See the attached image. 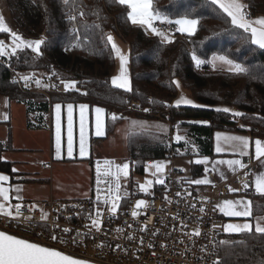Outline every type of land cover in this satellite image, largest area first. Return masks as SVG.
Listing matches in <instances>:
<instances>
[{
  "label": "trees",
  "instance_id": "16d2710c",
  "mask_svg": "<svg viewBox=\"0 0 264 264\" xmlns=\"http://www.w3.org/2000/svg\"><path fill=\"white\" fill-rule=\"evenodd\" d=\"M244 1L255 15H264V0ZM7 4L22 34L44 40L41 55L30 49L18 50L17 55L10 58L12 66L18 71L43 70L57 75V85L61 80L76 81L78 88L66 92L54 89L48 95L26 90L11 80L10 70L0 61V95L25 102L30 111L39 113L40 123L43 113L48 112L54 102L98 104L123 117L115 121L108 117L109 136L127 116L155 118V115L131 109V101L138 100L142 109L151 108L154 114L179 120L177 132L193 137L201 154L214 155L216 130L240 129L239 121L232 119V111L218 112L219 106L241 111L244 123L250 127L247 131L264 138V49L245 43L250 33L233 27L230 18L211 0H154L155 9L173 21L183 15L199 20L194 35L177 32L171 38L172 43L148 33L143 26L133 25L127 19L130 9L113 0H69L68 5L63 0H7ZM74 10H83L85 15L80 17L77 13V19L72 21L69 15H73ZM112 34H118L130 44L132 92L111 84L116 55L107 36ZM193 54L203 63L197 65ZM214 55H227L243 63L249 71L237 74L213 69ZM176 79H180L183 89L189 92L197 106L172 105L179 94V88L173 83ZM193 120L210 124H198ZM9 143L0 141V157L11 148ZM171 143L170 134L154 130L131 132L128 152L133 177L142 176L151 160L167 158ZM174 143L179 149L184 145ZM12 169L13 162L0 159V171L14 175ZM251 196L253 215L264 214V195ZM223 237V241H228L221 246L224 264L264 262V234H257L253 229Z\"/></svg>",
  "mask_w": 264,
  "mask_h": 264
},
{
  "label": "built area",
  "instance_id": "2783aa9c",
  "mask_svg": "<svg viewBox=\"0 0 264 264\" xmlns=\"http://www.w3.org/2000/svg\"><path fill=\"white\" fill-rule=\"evenodd\" d=\"M246 11L253 19L255 14L252 10L247 8ZM77 13L79 12L74 10L73 15ZM159 27L172 36L178 32L176 30L178 27L174 23L168 24L166 21H161ZM0 61L10 70L11 80L23 87V80L12 66V60L7 58ZM58 89L63 90L64 85L61 84ZM131 109L145 112L138 100L131 101ZM147 109L145 113L170 121L169 115L154 114L151 108ZM171 121L172 129L180 123L179 120ZM241 125L244 127L242 128ZM239 126L244 130H250V127L241 121ZM179 152L178 146L172 142L167 157L171 161L172 170L165 178L163 185L154 183L152 189H148L147 192L141 191L139 184L134 180L130 157H94L91 161L88 196L51 198L44 202V207H40L31 200H23L19 202L22 207L18 219L0 215V230L62 250L73 257L95 264H213V260H219L221 264H224L221 254L222 244L219 243L224 239L223 218L219 208L216 207V198L233 193L228 190L229 186L233 188L237 185V188L242 189L244 181L249 184L248 189H242L237 193L256 194L257 161L252 154L238 155V159L247 165L246 168H240L235 177L223 182H214L207 190L200 191L195 184L189 183L191 180L183 174L182 169L175 168L173 165ZM105 160L112 163L105 165ZM125 162L129 163V174L126 178L122 173L120 174L121 199L117 212L111 215L107 212L110 205L101 204L100 207L104 209L101 231L97 232L93 229L91 235L87 234L88 228L85 225L90 224L87 217L89 211L96 206L97 187L101 189V200H103L109 187L113 191L115 189L114 174L117 171L115 165H122ZM97 163L100 167L99 185H97ZM105 172L109 174L105 175ZM207 174L214 177V172L211 170ZM177 192L181 195L177 196ZM138 200H144L146 204L136 209L135 203ZM202 206L205 208L204 212L199 211ZM214 207L215 210H213ZM41 210L49 214L46 221L40 219ZM133 210L138 211L140 215L133 218L131 216ZM12 211L15 214L14 207ZM24 217H31V221L25 220ZM56 224H59L58 228L55 227ZM213 225L218 227L213 228ZM145 226L147 230L141 231ZM64 228H69L71 231L65 233ZM117 229H123V231H117ZM195 229H199V236L191 235ZM51 234L57 235L58 239L51 240ZM129 236L134 239H128ZM61 239L66 243H61ZM141 239L143 244L140 243ZM149 243L152 244L151 248L148 247ZM117 245L120 247L118 248ZM204 246H207V250L201 251ZM212 252L216 255L213 256Z\"/></svg>",
  "mask_w": 264,
  "mask_h": 264
},
{
  "label": "snow or ice",
  "instance_id": "6c2138e0",
  "mask_svg": "<svg viewBox=\"0 0 264 264\" xmlns=\"http://www.w3.org/2000/svg\"><path fill=\"white\" fill-rule=\"evenodd\" d=\"M65 5L69 4V0H63ZM114 3L127 6V19L131 21L133 25L139 26H146V30L150 29L153 34L156 36L162 37L164 41L168 43H172L173 40L170 39L168 36L165 35L163 31L158 30L153 22L156 20H160L162 22L166 21L168 24H175L179 27L176 29L180 33H187L189 36H192L197 31V26L199 24V20L197 19H189L187 15L181 16L179 19H175L174 21L169 19L168 16L163 15L159 10L155 9L154 7V0H113ZM211 3L222 11V13L226 14V17L230 18V24L237 28L242 29L246 33H250V36L245 40V43H250L252 45L257 46L259 49H264V18H258L256 20H252L246 11L248 5L243 3L242 0H211ZM93 14L98 15V13L94 12ZM85 15L83 10L79 11V16L83 17ZM69 19L75 21L77 19L76 15H69ZM76 31V29H73ZM0 33H7L11 38V44L6 45L5 41L0 40V59L5 57L11 58L16 56L18 50L23 51L24 49H30L31 52L35 53L36 55H41V45L44 44L43 39H36V40H27L22 38L17 32L11 30L4 21V17L0 15ZM107 41L111 43V49L115 52V55L119 58L120 61V68H119V75L113 76L111 78V84L118 89H122L125 92H132V84L129 77L128 69L126 67L128 63V55L122 53L121 49L115 44L114 38L111 35L107 36ZM192 59L196 62L197 65L203 63L195 54H193ZM221 61L224 64L229 66V70L233 71L237 74H246L248 73V68L245 67L243 63L236 62L234 59H230L227 55H214L213 61ZM25 82V87H28V82L33 79V77L24 75L21 76ZM35 83L37 86H40V80L36 79ZM61 83L64 85L65 90L75 89L76 88V81H64L61 80ZM175 86L178 88L180 87L178 81H173ZM49 85H45L48 87ZM53 87L55 85H52ZM85 95L87 93H84ZM153 103L155 101H152ZM193 102L190 99H186L181 96L179 99L175 101L176 106L184 105H191ZM7 106V101H5ZM89 106L86 104H80L79 110V155L84 157L88 153V146L86 143L85 137V123H86V111L88 110ZM96 113L95 117V135L97 137L103 136L104 133V122L102 119L103 114L105 113V109L102 107H95L94 109ZM143 111L147 112L148 109H143ZM216 111L229 113L231 110L228 108H217ZM234 117L242 116L243 113L240 112H232ZM123 117H118L115 113L111 114L112 120L122 119ZM4 120H8L9 117L7 113L3 116ZM55 123H56V153L57 157L59 158L60 151H61V104H55ZM136 124L137 122H132ZM142 123V122H141ZM207 124L208 122H200ZM243 128L244 126L241 125ZM216 136V153L224 152V148L221 146V141L231 144L233 147V151L238 152L240 156H248L249 152V143L250 139L245 136H235V135H225L223 133L217 132ZM176 141L184 140L183 136L176 135ZM255 144V159L261 160L264 157V141L260 139H256L254 141ZM67 155L72 157L73 155V104H67ZM0 159H5L0 157ZM105 165H110L112 162L105 160ZM196 164H208V158L205 157L203 160L197 159L195 161ZM227 164L233 172L236 171V167L239 166L240 168H246L247 165L243 164L240 159H228V160H217L213 162L212 171H218L217 165H224ZM261 165L264 166V161H261ZM117 171L115 175V189L109 187L107 189V195L101 200V189L97 187L96 189V201H95V208L89 211L87 219L90 220L89 225H85L88 228L89 235L92 234V230L99 232L101 231L104 216V209L100 207L101 204L103 205H110L107 208V212L111 215H114L118 208H119V201L121 199L120 196V174L122 173L123 176L126 178L129 174V163L125 162L122 165L117 164L115 165ZM150 169H155L152 172L153 176H156L157 173H162L164 170V164L161 162H153L146 168V171ZM13 172H17V169H12ZM205 173L209 171L207 167L204 169ZM108 172H105V175H108ZM247 175V173L245 174ZM100 167L99 163H97V185L100 184ZM221 178H224L223 173H221ZM9 177L7 175L0 174V182L8 181ZM148 186H151L152 181L149 180L146 182ZM156 183L163 185L165 183L164 179L158 178ZM191 184L195 185H207L210 184L211 181L206 177L203 179H195L189 181ZM249 184L244 181L242 183V189H248ZM242 189L239 188H231L229 186L230 192H239ZM140 190L147 192L148 188L144 185H140ZM255 190L258 194L264 195V172L260 173L255 178ZM17 192L20 191L19 188L16 189ZM9 189L0 186V197L3 198L4 201H9L8 195ZM177 196H180L181 193L177 192ZM191 195V193H188ZM167 198V197H166ZM17 199H22L21 197H17ZM146 202L144 200H138L135 203V208L139 209L141 206H144ZM252 202L246 200L244 198L238 200H230L226 199L223 201L222 205H217L216 207L219 208V211L223 213L226 217H252L253 212L251 208ZM15 208V214L11 210V208ZM22 205L20 203L15 204L14 206L9 205L6 207L4 203H0V215H4L7 217H12L13 219H18L20 215V209ZM34 207V206H32ZM195 207V205H192ZM215 210V207L214 209ZM200 212H204L205 208L202 206L199 209ZM48 213L41 210L40 219L46 221L48 219ZM140 215V213L136 210L131 212V216L136 218ZM25 220L31 221V217H24ZM55 227H59V224H56ZM186 227V225H184ZM218 227L217 225H213V228ZM254 229L255 233L257 234H264V216H259L255 218V224L250 222L244 223H227L223 225V231L226 233H242V232H252ZM147 226L141 229V231H146ZM63 231L68 233L71 231L69 228H64ZM117 231H123V229H117ZM79 235V233H78ZM191 235L199 236L200 231L199 229H195ZM50 239L55 241L58 239L57 235L51 234ZM128 239H134V237L129 236ZM61 243H66L64 240H60ZM75 242V239H73ZM182 242V241H181ZM140 243L143 244V239L140 240ZM220 244H227L228 241H220ZM103 246V245H101ZM119 248L120 245H117ZM148 247L151 248L152 244L149 243ZM207 246L201 248V251H206ZM212 255L215 256L216 253L212 252ZM0 264H89L88 261L84 259H77L74 258L70 254H66L64 251L50 247L41 245L38 242L29 241L28 239L18 237L15 234H10L7 231L0 230ZM213 264H221L219 260H213ZM264 264V262H262Z\"/></svg>",
  "mask_w": 264,
  "mask_h": 264
},
{
  "label": "crops",
  "instance_id": "0c3cea01",
  "mask_svg": "<svg viewBox=\"0 0 264 264\" xmlns=\"http://www.w3.org/2000/svg\"><path fill=\"white\" fill-rule=\"evenodd\" d=\"M245 3L244 0H242ZM0 15L4 17L5 24L13 31L17 32L22 38L27 40H36L29 38L22 34L14 23L7 0H0ZM258 18H264V15H255L252 20ZM178 26V25H177ZM159 27V22H158ZM179 27V26H178ZM160 28V27H159ZM164 32V31H163ZM0 36V40L5 41L6 45L11 44V38L7 33ZM170 35V34H169ZM114 38L115 44L121 49L122 53L128 55V63L126 65L129 73V77L132 84V69H131V47L121 36L118 34L111 35ZM172 36V35H171ZM170 36V37H171ZM162 38V37H161ZM173 38V36L171 37ZM163 39V38H162ZM5 57L3 59H7ZM2 60V59H0ZM120 61L116 56V69L113 76L119 75ZM19 77L27 75L33 77L28 82V87H25V82L23 81V87L26 90L32 92L40 93H50L54 90V78L51 74L43 70H25L18 71ZM40 80V86H37L35 80ZM72 81V80H66ZM63 84V83H61ZM45 85H49L45 87ZM59 85V84H58ZM57 90H59L57 88ZM70 90H78L77 86L75 89L69 90H59L61 92H66ZM185 90V89H184ZM188 92V91H187ZM179 91L177 98L173 101L172 105H176L175 101L183 96L186 99H190L193 103L191 105H180V106H197L196 101L192 98L189 92ZM7 101V106L5 104ZM61 104V151L59 158L56 153V123H55V104ZM73 104V155L69 157L67 155V104ZM86 104L89 106L86 111V123H85V137L88 146V153L86 156L81 157L79 155V105ZM102 107L105 109V113L102 116L104 122V135L97 137L95 135V117L96 113L94 111L95 107ZM7 113L9 119L4 120L3 116ZM112 113L108 112L107 109L101 105L95 104L91 105L87 102H54L50 104L48 112L43 113L44 119L42 123L38 121L39 113L30 111L28 105L25 102L12 100L6 95H0V141L5 144H10L11 148L7 149L3 153V158L6 161L13 162V169H17L14 175L10 173L0 171V174L7 175L9 177L8 181L0 182V186L9 189V201H4L0 197V203H4L6 207L9 205L14 206L15 204L23 200H31L36 204L43 205L45 201L55 198L60 199L61 195L65 194V189L63 188V179L72 170H77L79 178L83 183L79 184L77 188L79 193L78 196H68L72 197H85L89 195L90 192V176H91V161L94 157H124L123 151L128 152V136L131 132H137L141 130H154L166 134H170L172 137V142H178L173 140L174 131L176 128L172 129L171 124L167 120H162L159 118H139L136 116H127L124 121L117 125L115 131L111 135H107V120ZM132 122H137L133 124ZM142 122V123H141ZM194 123L205 124L200 122H205L203 120H193ZM205 125L210 124L209 121ZM30 123L33 126H30ZM40 123V124H39ZM217 132L223 133L225 135H235V136H245L250 139L249 143V154L255 159V144L256 139L264 141V138L254 136L250 131L244 130L242 128L238 130H216L213 139V150L214 155H207L199 153L198 144L195 142L194 138L186 134L176 133L177 135L183 136L184 143L180 146V155L190 156V171L185 175L190 180L207 178L211 181L207 185H196L200 191H205L214 182H223L231 177H235L240 171L239 166L236 167V171L233 172L232 169L228 167L227 164L217 165L218 171L214 172V177L209 176L205 173L204 169L207 167L209 171L213 167V162L217 160H228V159H238V152L233 151L231 144L221 141V146L225 149L222 153H216V136ZM173 134V135H172ZM180 142V141H179ZM205 157L208 158V164H196L197 159L203 160ZM175 160V159H174ZM256 160V159H255ZM152 160L150 162H154ZM258 164V172L255 178L260 173L264 172V166L261 165V161H264V157L261 160H256ZM47 165V166H44ZM172 165V164H171ZM174 165V161H173ZM195 166V168H194ZM212 171V170H211ZM221 173H223L224 178H221ZM238 186H233L237 188ZM19 188L20 191L17 192L16 189ZM152 189V188H151ZM254 195H262L256 194ZM21 197L22 199H17ZM244 198L252 202V196L248 194H240L233 192L227 195H221L216 198V204L222 205L223 201L226 199L238 200ZM253 212V204L251 205ZM13 207L11 208V210ZM259 216H264V214L256 215L252 217H226L222 213L223 225L227 223H244L250 222L255 224V218ZM222 225V230H223ZM224 232V231H223ZM224 234L232 235L238 233H226Z\"/></svg>",
  "mask_w": 264,
  "mask_h": 264
},
{
  "label": "rangeland",
  "instance_id": "374dc122",
  "mask_svg": "<svg viewBox=\"0 0 264 264\" xmlns=\"http://www.w3.org/2000/svg\"><path fill=\"white\" fill-rule=\"evenodd\" d=\"M179 19V18H178ZM189 19H192V18H189ZM158 22H161L160 20H156L153 22L154 26L162 31L159 27H158ZM145 29H146V26H143ZM178 27V26H177ZM148 33L150 34H153L151 32L150 29H147L146 30ZM166 36H168L170 39H171V34L170 33H167V32H164ZM170 34V35H169ZM171 36V37H170ZM211 66L213 69H220V70H226V71H230L229 70V66L224 64L223 62L221 61H211ZM18 71V70H17ZM50 74V73H49ZM52 75V74H51ZM52 77L54 78V89H57L58 87L61 86V82L59 83V85H57V82H56V78H57V75H52ZM66 81V80H65ZM176 81L179 82V85L180 87L179 88V91H185L187 92L186 90L183 89L182 85H181V81L180 79H176ZM72 91V90H70ZM188 93V92H187ZM220 108H228L230 109L232 112H240L239 110H236L235 108L233 107H227V106H219ZM147 109V108H145ZM232 119L234 120H238V121H241L244 123V120L242 119V116H239V117H234L232 116ZM171 121V120H170ZM170 121H168L170 123ZM173 122V121H171ZM171 126V125H170ZM172 128V126H171ZM177 131H174V138L173 140H175V136L177 135L176 134ZM172 134V135H173ZM176 141V140H175ZM179 142V141H178ZM181 142V141H180ZM123 156L124 157H130V154L129 152H126V151H123ZM190 156L188 155H180V154H177V156L175 157V160H174V166L175 168H180L183 170V174L184 175H187V173H189L190 171ZM154 162H161L164 164V170L162 173H157L156 176H153L152 175V172L155 171V169H150L148 171L145 170V173L141 176L139 175H135L134 176V180L139 184V186L141 184H144L148 189H151L153 187V184L156 183V180L158 178L160 179H164L167 177V175L169 174V172L172 170V165H171V161L168 159V158H165V159H159V160H155ZM153 163V162H152ZM152 163H147V166L146 168L149 167V165H151ZM83 180V179H82ZM81 180V178H79V175H78V171L77 170H72L67 176H65V178L63 179V182H64V185H63V188L65 189V194L61 195L62 197H59L60 199H66V198H69L68 196H78V195H81L82 193H79V189L77 188V186L81 183H83V181ZM151 180L152 181V184L151 186H148L147 185V181ZM72 198H75V197H72ZM39 205V204H38ZM40 207H44V205H39Z\"/></svg>",
  "mask_w": 264,
  "mask_h": 264
},
{
  "label": "water",
  "instance_id": "95a60500",
  "mask_svg": "<svg viewBox=\"0 0 264 264\" xmlns=\"http://www.w3.org/2000/svg\"><path fill=\"white\" fill-rule=\"evenodd\" d=\"M74 258H76V257H74ZM77 259H78V258H77ZM89 264H95V263L89 262Z\"/></svg>",
  "mask_w": 264,
  "mask_h": 264
}]
</instances>
